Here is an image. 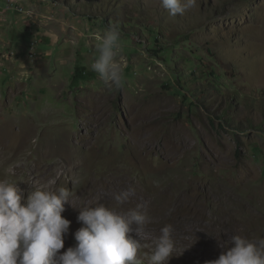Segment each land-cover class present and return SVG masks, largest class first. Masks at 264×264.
Instances as JSON below:
<instances>
[{
  "label": "rangeland",
  "instance_id": "obj_1",
  "mask_svg": "<svg viewBox=\"0 0 264 264\" xmlns=\"http://www.w3.org/2000/svg\"><path fill=\"white\" fill-rule=\"evenodd\" d=\"M10 1L20 8L0 0V126L25 151L19 162L16 145L0 153V179L13 169L24 198L66 187L77 207H115L111 192L130 190L118 210L147 206L149 243L171 221L264 238V0H197L176 17L160 0ZM114 22L125 83L109 91L90 64ZM58 145L63 158L51 155ZM65 209L61 251L81 227L79 210Z\"/></svg>",
  "mask_w": 264,
  "mask_h": 264
},
{
  "label": "clouds",
  "instance_id": "obj_2",
  "mask_svg": "<svg viewBox=\"0 0 264 264\" xmlns=\"http://www.w3.org/2000/svg\"><path fill=\"white\" fill-rule=\"evenodd\" d=\"M160 4L176 17L196 7L197 0H160ZM96 40L90 70L109 91L119 90L125 83L119 22L110 23ZM13 175L9 168L7 177ZM7 177L0 179V264H168L173 256L171 225L162 227L149 243L141 235L151 221L147 206L118 210L129 200L130 190L114 195L115 207L104 203L77 207L66 187H35L24 198L18 181ZM66 204L79 210L81 227L74 233L75 245L61 251L71 224L62 216ZM222 247L219 257L206 264H264V238L253 241L233 235Z\"/></svg>",
  "mask_w": 264,
  "mask_h": 264
},
{
  "label": "bare ground",
  "instance_id": "obj_3",
  "mask_svg": "<svg viewBox=\"0 0 264 264\" xmlns=\"http://www.w3.org/2000/svg\"><path fill=\"white\" fill-rule=\"evenodd\" d=\"M12 135H13V131L10 134V136H7V129L4 128L3 126H0V153L4 154V156H7V152H14L10 149V147L15 148V145H16L15 141L11 140ZM63 142H64V140H63ZM59 148H60L59 145L57 147L51 148L54 151H51L53 154L51 152L50 153L52 156L58 155L59 158H63V155L58 154ZM24 151H25L24 148H20L17 146L15 148V160L14 161L19 162V160L17 159L16 153H17V155H21L22 152H24ZM40 152L43 155L46 154V152L44 150H40ZM36 157L38 159L42 158L39 154H36ZM8 158H10V157H8ZM38 159H37V161H39ZM18 162H17V164H18ZM44 163H46V162H44ZM83 164H84L83 162H80L78 160L76 162H74L69 168V170H72L71 174L73 176H76V174H77L76 172H79L82 170ZM32 168H34V167H32ZM41 168L44 170V173L52 172V174H55L59 170V168L57 167L56 164L51 166L49 163H46L44 165V167H41ZM151 173L155 179H160L164 176L162 169H152ZM179 180H180V178H179ZM180 182L181 181H179V183ZM176 183H177V181H176ZM96 186H97V184H96ZM199 187L203 191H206V187L204 185H199ZM122 191H126V190L121 189L119 192H122ZM119 192L112 191L110 200H114V195L119 193ZM30 193L31 192H29L27 194L29 195ZM100 196H101V191L98 189L95 193V196L94 197L90 196L89 198L90 199L99 198ZM129 203H133V199H132L131 194H130L129 200L123 205H125L128 208ZM66 206H67V204L65 205V207ZM168 225L172 226V229H173L172 237L175 241V249L173 252V256L170 258V260H172L174 258H178V260H181L183 262L189 261V262H195V263L200 262V264H206L207 261H211V260L217 259L219 257L221 252L224 251V248L222 246H225V247L227 246L228 242L230 241L231 236H233V235L243 236L237 228L222 229V228L215 227L212 225H210V226L209 225H202L200 229L193 231V230H191V228L188 225H185V224H182V223H179L176 221H171ZM179 249H181L182 251L185 252V254H186L185 258H183L181 254L175 256Z\"/></svg>",
  "mask_w": 264,
  "mask_h": 264
},
{
  "label": "built area",
  "instance_id": "obj_4",
  "mask_svg": "<svg viewBox=\"0 0 264 264\" xmlns=\"http://www.w3.org/2000/svg\"><path fill=\"white\" fill-rule=\"evenodd\" d=\"M5 10H10V9H13V10H17V9H19L20 7H16V6H14L13 5V3L10 1V0H6V2H5ZM0 12H1V7H0Z\"/></svg>",
  "mask_w": 264,
  "mask_h": 264
},
{
  "label": "crops",
  "instance_id": "obj_5",
  "mask_svg": "<svg viewBox=\"0 0 264 264\" xmlns=\"http://www.w3.org/2000/svg\"><path fill=\"white\" fill-rule=\"evenodd\" d=\"M4 1V0H3ZM1 11H3V10H1Z\"/></svg>",
  "mask_w": 264,
  "mask_h": 264
}]
</instances>
